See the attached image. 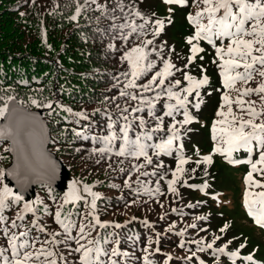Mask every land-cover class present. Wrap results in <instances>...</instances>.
I'll use <instances>...</instances> for the list:
<instances>
[{"label":"trees","instance_id":"trees-1","mask_svg":"<svg viewBox=\"0 0 264 264\" xmlns=\"http://www.w3.org/2000/svg\"><path fill=\"white\" fill-rule=\"evenodd\" d=\"M100 2L103 3L104 0ZM134 2L138 10L149 18L146 34L139 38L133 34L127 44L120 39H109L102 46L95 31L97 25L92 20L99 12L82 13L77 21H71L69 17L75 14L76 8L74 0H0V96H14L19 104L29 110H43V116L50 127L49 149L56 153L71 173L65 188L39 184L34 189L36 196L30 200L39 197L54 211L57 204L53 202L52 197L62 198L74 181L87 184L101 181L102 183L96 184L93 189L103 193V198L98 201V215L101 221H114L123 227L117 229L110 225L104 229L97 226L92 232V237H96L98 233L107 236L109 243L104 245L105 247L109 250L117 247L119 252L127 253L112 257L118 264H217V261L218 264H250L243 259L249 254L260 264H264V241H258L253 231V227L257 226L264 235V226L257 224L255 218L246 213L240 200L241 194L247 190V185L245 182V186L241 188L239 180L235 177L236 170L248 172L250 164L238 163L237 166L225 155L213 153L216 141L212 139L213 122L222 119L217 115V110L222 104V93L228 91L230 97L235 100L239 95L236 89L256 88L264 83V77L257 72L254 78L247 82L237 81L234 89H224L221 70L218 68L221 61L216 49L204 39L193 41L204 51L198 52L196 59L189 63L188 58L192 53L187 38L194 34L196 25L188 17L204 7L199 0H186L183 4H168L166 0ZM125 3H128V0H125ZM135 19L137 24L144 23L140 17ZM157 19L164 22V30L154 37L153 32L157 27L154 21ZM109 23L102 20L101 26L107 29ZM147 39H153V44L148 45L145 51L150 52L148 59L154 61L156 67L146 76H142L137 83H145L155 71L162 70L163 61L160 57L170 60L176 68L182 69L178 72L174 68V76L168 78L180 79L181 87L188 86L183 72L195 79H201L204 75L209 78V83L199 89L203 100L199 110L189 105L196 119L185 126L187 131L181 130L180 142L184 144L182 153L174 152L172 156L162 153L159 159L163 161L164 167L156 169V176L141 175L145 171L151 173L154 169V164L147 165L143 157L135 159L114 154L111 159L107 158V154L102 157L92 151L94 148L103 147L102 142L84 140L77 137L73 131L83 129L84 134L89 137H102L112 131L107 128V113H111L112 119H115L117 104L123 107L132 103L119 96V92L127 83L120 74L128 71L130 67L128 62L121 61L120 58L125 51ZM109 42L115 43L116 50H106V44ZM216 43L218 46H226L228 41L217 40ZM153 47L157 48L159 56L151 52ZM236 71H243V68ZM117 80L120 82L117 83ZM261 95L264 94L253 92L243 99L254 101V106L259 111L264 107ZM194 96L195 92L188 99L193 100ZM32 100H36L40 105L52 101L56 111L38 107L31 103ZM3 102L0 101V104ZM56 102L71 107L74 112H84L87 119L67 113ZM162 103L157 105L158 113L163 110ZM232 109L237 115L241 114L238 104L233 103ZM224 111L227 113V105L224 106ZM143 115L146 116L147 113ZM175 118L181 120L183 116L176 114ZM244 118H248L246 112ZM256 119L259 122L264 120V116ZM171 122L170 117H165L166 126ZM114 130L119 132V124ZM156 141L157 138L154 137V142ZM121 143L116 141L117 149ZM9 144L8 141L0 143V155L5 157L0 160V168L4 170L12 162L11 153L5 151ZM152 153L153 150L149 149V155ZM181 154L188 162L183 165L184 172L175 185L178 191L173 193L169 190L167 182L174 178L173 171ZM209 154L213 157L211 164L196 163ZM250 155L253 161L257 159L258 149H254L251 154L246 149L238 150L233 153V158L246 161ZM153 161H157L154 155ZM133 164L145 166L140 171H135L132 170ZM121 168L125 171H120ZM129 170L131 179H128ZM257 175L263 178L260 173ZM138 178L140 182H137ZM126 180L131 185L130 188L125 186ZM3 183H7L5 179L0 185ZM205 183L206 189L191 187ZM9 186L13 187L10 184ZM157 188L158 192L155 191ZM145 189L151 190L153 194H148ZM225 189L231 190L236 200H233L231 206L224 203L217 207V197L223 194ZM251 191H264V188L253 187ZM8 214L14 218L15 210ZM245 215L252 219L253 227H248L242 222V216ZM198 217L206 219L200 220ZM45 220L51 229L59 230L51 217H45ZM192 224L196 227H190ZM225 224L228 228L222 232ZM216 237L220 239L216 240ZM197 240L202 241V244L194 243ZM214 240L212 248L208 249L206 245ZM181 244L184 246L181 247ZM226 244L224 254L214 255L215 249ZM241 244L245 247L241 248ZM201 247L204 251L199 250ZM237 250L240 255L229 258L227 253ZM61 251L65 252L71 264H78L75 254L69 255L63 248ZM193 252L196 253L195 256H192ZM145 256L148 257L147 261L144 260ZM190 256L192 259H186Z\"/></svg>","mask_w":264,"mask_h":264},{"label":"snow or ice","instance_id":"snow-or-ice-1","mask_svg":"<svg viewBox=\"0 0 264 264\" xmlns=\"http://www.w3.org/2000/svg\"><path fill=\"white\" fill-rule=\"evenodd\" d=\"M74 2L76 8L75 14L69 17L71 21H77L82 13L99 12V15L92 17V20L97 25L95 31L102 46L109 39L112 41L120 39L124 44H127L133 34L136 38L146 34L149 18L138 10L134 0H128V3H125V0H104L103 3L100 0H83L82 3L81 0H74ZM199 2H202L204 7L195 15L189 14L188 17L196 25L194 34L187 38L192 53L188 58L189 63L196 59L198 52L204 51L198 43H193V41L204 39L216 49L217 56L221 61L218 68L221 70L224 89H234L237 81L247 82L253 79L257 72L264 77V0H199ZM166 3L183 4L186 3V0H166ZM93 6L95 7L93 8ZM136 17L143 19L144 23L137 24ZM102 20L110 22L107 29L101 26ZM154 23L157 26L153 32L155 37L164 30V22L157 19ZM217 40H227L228 43L226 46H218ZM152 44L153 39L144 40L142 44H137L125 51L120 58L121 61L128 62L130 67L128 71L120 74L127 83L124 85V89L119 92V96L132 103H127L123 107L117 104L115 119H112L111 113H107L109 118L107 128L112 131L102 137H89L84 134L83 129H73L79 138L102 142L103 147L92 149L102 157L105 154L108 159H111L112 154L135 159L143 157L147 165L154 164L153 171L141 173L143 176H156L158 174L156 169L164 167L163 161L159 159L162 153L167 156H172L174 152L182 153L184 144L180 142L181 130L196 119L189 105L199 110L203 103L199 89L209 83L207 75L201 79H195L187 72H183V78L188 81V86L181 87L180 79L170 80L168 78L174 76L172 71L174 68L178 72L182 69L176 68L170 60H164L163 57H160L163 61L162 70L155 71L145 83H137L142 76H146L156 67L155 62L148 59L150 52L145 51L148 45ZM162 47L163 45H161ZM106 50H116L115 43H107ZM151 52H155L159 56L156 47H153ZM240 68H243V71H236ZM119 82L117 80V83ZM129 89L133 91H129ZM236 91L239 95L235 100L230 97L228 91L222 93V104L217 110V115L222 119L215 120L212 125V139L216 141L213 153L225 155L232 163L250 164V170L244 177L247 185L245 204L249 215L255 218V222L264 226V191H251L253 187L264 188V179H254V173H260L264 177V120L257 122L256 119L264 116V107L257 111L254 101L243 99L244 96L253 92L264 94V83L259 84L256 88L236 89ZM194 92L193 100H189L188 97L193 96ZM15 100L14 96L6 98L0 96V101H4L0 104V118L12 121L7 130L0 127V143L11 139L12 146L5 150L11 152L16 151L15 144L18 136L21 134L31 136L35 124L34 114L28 113L17 118L16 108L13 107L10 110L8 102ZM261 100H264V95H261ZM193 101L195 102L193 103ZM31 103L38 107H46L51 112L56 111L52 101L43 105L38 104L36 100H32ZM56 103L58 104V102ZM161 103L163 110L158 113L157 105ZM233 103L239 105L240 115L233 111ZM225 105L228 106L227 113L224 111ZM58 106L67 113L87 119L84 112H74L71 107L64 105L58 104ZM145 112L146 116L143 115ZM245 112L248 116L247 119L244 118ZM176 114H181L183 119L177 120ZM165 117L172 119V122L167 126ZM118 124L119 132L114 130ZM187 130L185 129V131ZM154 137L157 138L156 142H154ZM116 141L122 142L118 149ZM149 149L153 150L152 155H149ZM241 149H246L250 154L254 149H258V158L253 161L250 155L246 161L234 160L233 153ZM153 155L157 157L156 162L153 161ZM3 159L5 157L0 155V160ZM212 159V155L209 154L203 156L202 160H197L196 163L211 164ZM187 162V159L181 154L177 167L173 171L174 178L167 182L169 190L173 193L178 191L175 185L179 176L184 172L183 165ZM144 166V164H133L132 170L140 171ZM120 171L124 172L125 169L121 168ZM192 171L194 172L195 169ZM40 172L48 175L43 169ZM52 174H54V170ZM37 175L38 170L32 166L27 157L21 161V158L17 156L16 163L7 172L0 168V182L6 176H11L16 180L15 188L10 187L8 183L0 185V241H2L0 243V264H71L61 248L65 249L69 255L75 254L78 264H118L112 257L127 255V253L119 252L117 247L110 250L105 247L104 245L109 243L107 236H101L98 233L96 237H92V232L96 230L97 226L104 229L110 225L117 229L123 227L114 221H101L98 215V201L103 198V193L93 189L96 184L102 183L101 181H96L93 184L74 181L62 198L52 197L53 202L57 204L53 211L49 204L39 197L30 200L25 195L29 184L35 182ZM128 179H131V170H129ZM137 182H140L139 178ZM185 183L187 182L185 181ZM111 186L120 187L119 185ZM125 186L131 187L128 180L125 181ZM191 187L206 189L207 184L191 185ZM145 191L150 195L153 194L151 190L145 189ZM155 191L158 192L159 189L157 188ZM131 203H135V201H131ZM12 210H15L14 218L8 214ZM29 215H31V219H29ZM45 217H51L59 230L51 229ZM198 219L204 220L206 217H198ZM190 227L195 228L196 225L192 224ZM227 228L228 225L225 224L221 231L223 232ZM215 239L218 240L220 237ZM194 243L200 245L202 241L197 240ZM214 243L215 240L207 244L206 247L211 249ZM240 247L243 248L245 245L241 244ZM226 248L227 244L215 249L214 255L224 254ZM199 250L204 251V248L201 247ZM195 255L196 253L193 252L192 256ZM227 255L229 258H235L240 253L237 250L228 252ZM186 259L190 260L192 257ZM243 259L249 261L250 264H260L252 254ZM144 260L147 261L148 257L145 256Z\"/></svg>","mask_w":264,"mask_h":264},{"label":"water","instance_id":"water-1","mask_svg":"<svg viewBox=\"0 0 264 264\" xmlns=\"http://www.w3.org/2000/svg\"><path fill=\"white\" fill-rule=\"evenodd\" d=\"M10 110L15 107L17 110V118L22 117L28 113L34 114L35 124L32 128V135L26 136L21 134L17 138L15 144L16 151L11 152L12 162L5 169L7 172L16 163V158L19 156L21 161L24 157L28 158V161L38 170V175L35 178V182L30 183L26 195L28 199L35 197V186L39 184H46L54 188H65L67 179L71 176L67 167L64 165L63 161L56 155L54 151L49 149V144L51 141L50 127L47 120L43 116V110L35 109L29 110L25 106L19 104L17 100L8 102ZM12 124L11 120L2 118L0 120V127H4L5 130ZM8 141L9 148L12 146L13 142L11 139H6ZM43 169L48 175H44L40 170ZM54 170V174L53 173ZM5 181L16 187V180L11 176H6ZM64 186V187H63ZM63 187V188H62ZM33 193V195L31 194Z\"/></svg>","mask_w":264,"mask_h":264},{"label":"rangeland","instance_id":"rangeland-1","mask_svg":"<svg viewBox=\"0 0 264 264\" xmlns=\"http://www.w3.org/2000/svg\"><path fill=\"white\" fill-rule=\"evenodd\" d=\"M202 123H203V121H202ZM235 164L238 166V163H235ZM246 174H247V172H242V171L236 170L235 177H236L237 180H239V184H240L241 188H243L245 186L244 177H245ZM257 174H259V173H254V179H257V180L264 179V177L263 178L258 177ZM32 198H33V196H32ZM217 198L219 199L218 202H215L217 207H221L224 203L227 204V206H231L233 200L234 199L236 200V198L233 197L232 191L229 190V189H225V191H223V194H219ZM240 202L242 203L244 209L246 210V213L248 214L249 213L248 212V208H247V206L245 204V191L241 194ZM242 218H243L242 222L245 225H247L248 227H250V226L253 227L254 222L252 221L251 218L247 217L246 215L242 216ZM253 231H254V234L257 236V240L263 242L264 241V235L260 232L259 228L257 226H255V227H253Z\"/></svg>","mask_w":264,"mask_h":264},{"label":"bare ground","instance_id":"bare-ground-1","mask_svg":"<svg viewBox=\"0 0 264 264\" xmlns=\"http://www.w3.org/2000/svg\"><path fill=\"white\" fill-rule=\"evenodd\" d=\"M33 195V193H31ZM25 195H29L28 193H25Z\"/></svg>","mask_w":264,"mask_h":264}]
</instances>
